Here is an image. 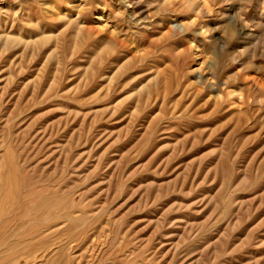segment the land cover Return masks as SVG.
I'll return each mask as SVG.
<instances>
[{
  "label": "rangeland",
  "instance_id": "obj_1",
  "mask_svg": "<svg viewBox=\"0 0 264 264\" xmlns=\"http://www.w3.org/2000/svg\"><path fill=\"white\" fill-rule=\"evenodd\" d=\"M0 264H264V0H0Z\"/></svg>",
  "mask_w": 264,
  "mask_h": 264
}]
</instances>
